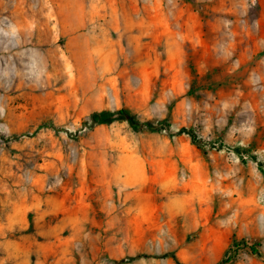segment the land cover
<instances>
[{
    "label": "rangeland",
    "instance_id": "obj_1",
    "mask_svg": "<svg viewBox=\"0 0 264 264\" xmlns=\"http://www.w3.org/2000/svg\"><path fill=\"white\" fill-rule=\"evenodd\" d=\"M257 1L0 0V264H264Z\"/></svg>",
    "mask_w": 264,
    "mask_h": 264
},
{
    "label": "trees",
    "instance_id": "obj_2",
    "mask_svg": "<svg viewBox=\"0 0 264 264\" xmlns=\"http://www.w3.org/2000/svg\"><path fill=\"white\" fill-rule=\"evenodd\" d=\"M90 122H111V121H123L127 123L133 130H146V131H155L158 130L160 127H164V129H167V125H157L154 126L147 122H141L136 117L129 113L126 110L120 109L115 112H94L89 116ZM178 134H185L190 138V141L194 145H202L203 142L193 133L192 130L189 129H182L178 131ZM235 152H238L239 154H242L243 151L235 150ZM250 250L253 253H256V249L254 247H250ZM136 258H148L146 255H138ZM176 264H181L177 261H175ZM229 261L228 259L225 261H222L220 264H227Z\"/></svg>",
    "mask_w": 264,
    "mask_h": 264
},
{
    "label": "built area",
    "instance_id": "obj_3",
    "mask_svg": "<svg viewBox=\"0 0 264 264\" xmlns=\"http://www.w3.org/2000/svg\"><path fill=\"white\" fill-rule=\"evenodd\" d=\"M258 1L257 0H250V5L252 7H255L257 5Z\"/></svg>",
    "mask_w": 264,
    "mask_h": 264
}]
</instances>
